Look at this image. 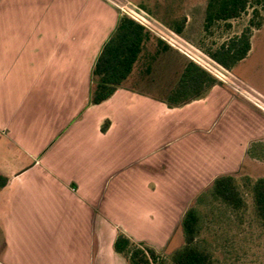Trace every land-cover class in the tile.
<instances>
[{
    "label": "crops",
    "instance_id": "1",
    "mask_svg": "<svg viewBox=\"0 0 264 264\" xmlns=\"http://www.w3.org/2000/svg\"><path fill=\"white\" fill-rule=\"evenodd\" d=\"M119 13L110 0H0V264H128L119 232L166 246L215 177L257 161L246 151L264 140V117L244 94L222 81L164 102L184 60L165 91L134 77L136 63L88 105Z\"/></svg>",
    "mask_w": 264,
    "mask_h": 264
},
{
    "label": "trees",
    "instance_id": "2",
    "mask_svg": "<svg viewBox=\"0 0 264 264\" xmlns=\"http://www.w3.org/2000/svg\"><path fill=\"white\" fill-rule=\"evenodd\" d=\"M264 0H208L204 16V32H210L211 27L223 22L230 27V21L239 18L248 8L252 15L248 24L236 34L223 41L216 48L201 50L220 66L230 71L240 61L245 59L251 49L253 29L261 28L263 24L261 7ZM139 9L148 11L145 6ZM186 18L174 21L167 28L180 35L185 27ZM152 32L145 22H140L127 13L120 12L116 27L103 43L90 72V90L88 105L100 104L108 99L115 90L132 73L139 61L146 42ZM158 51H165L170 45L157 37ZM157 51V53H158ZM155 54L150 56V63L155 60ZM151 65V64H150ZM149 66L145 69L149 72ZM222 83L213 73L193 60H188L164 102L168 107H177L199 98L215 84ZM247 155L264 162V140H255L247 148ZM8 179L0 174V187L6 186ZM245 187H249L252 195L254 211L257 219L264 225V177L251 181L244 178ZM219 203L233 211H243L247 204L243 190L232 174H221L201 191L192 204L183 213L180 228L183 244L174 250L168 258L144 241H134L125 233L119 232L113 242V249L123 255L128 264H215L212 252L201 245L200 235L204 214L200 207Z\"/></svg>",
    "mask_w": 264,
    "mask_h": 264
},
{
    "label": "rangeland",
    "instance_id": "3",
    "mask_svg": "<svg viewBox=\"0 0 264 264\" xmlns=\"http://www.w3.org/2000/svg\"><path fill=\"white\" fill-rule=\"evenodd\" d=\"M110 1L113 2L120 12L138 18L126 7L121 6L114 0ZM127 1L130 5H135L137 8L138 6H145L148 11L139 8L138 10L163 28H167V26L172 27L174 21L185 17L184 30L178 36L198 50L200 48L202 50L216 48L223 41L239 34L248 24V20L252 15V8H248L239 18L230 21L229 28L223 22H218L211 27L210 32L205 33L203 24L208 0ZM261 16L263 24L261 28L253 29L251 50L248 56L232 68L230 72L264 95V3L261 7ZM149 28L151 27L149 26ZM151 30L162 35L153 28ZM175 46L177 45L175 44ZM159 47L157 36L151 35L136 64L134 77L139 78L142 76L145 82L157 84L160 86V91H165L167 88H163L164 85L162 83H167L170 80L169 84H172L179 76L180 65H182L179 63L182 60L186 62L192 59L187 57L185 53H183L185 54L183 56L186 57L181 56L174 49L158 51L160 50ZM154 54L155 56L157 55L156 59L150 63V56ZM148 66L150 67L149 72H146L145 69ZM225 83L234 89L237 94H244L246 96L244 97L245 101L258 114L264 117V109L257 105L252 98L236 89L229 81H225ZM241 96L243 97V95ZM261 120H264V118ZM232 173L243 190L247 206L241 212H233L216 202L209 206L200 207V210L204 214L200 235L201 245L212 252L215 264H264V225H262L255 215L249 187L243 186L245 177H248L251 181L264 177V162L246 159ZM191 202H193V199ZM179 228L176 230L175 235H177L174 240L166 246L158 248L153 244H148L155 247L157 251L168 258L174 250L183 244L182 231L181 228L179 231Z\"/></svg>",
    "mask_w": 264,
    "mask_h": 264
},
{
    "label": "water",
    "instance_id": "4",
    "mask_svg": "<svg viewBox=\"0 0 264 264\" xmlns=\"http://www.w3.org/2000/svg\"><path fill=\"white\" fill-rule=\"evenodd\" d=\"M121 6L126 7L129 11H131L133 14H135L137 17L142 19L144 22H146L148 25L153 27L158 32L162 33L164 36L169 38L171 41L176 43L178 46H180L182 49L190 53L192 56H194L196 59H198L200 62H202L204 65L212 69L216 74L222 76L226 80H228L230 83L238 87L240 90L248 94L250 97L258 101L264 106V96L254 90L252 87L238 79L236 76H234L230 71L226 70L222 66H220L218 63L213 61L211 58H209L207 55L202 53L200 50L189 44L187 41L182 39L180 36L175 34L174 32L170 31L167 28H163L161 25H158L153 19L150 17H147L145 14H143L141 11L138 10V8L134 5H130L127 0H114ZM162 30V31H160Z\"/></svg>",
    "mask_w": 264,
    "mask_h": 264
},
{
    "label": "built area",
    "instance_id": "5",
    "mask_svg": "<svg viewBox=\"0 0 264 264\" xmlns=\"http://www.w3.org/2000/svg\"><path fill=\"white\" fill-rule=\"evenodd\" d=\"M135 15V14H134ZM136 16V15H135ZM131 17H133V18H135L136 20H138V21H140V22H144L142 19H140L139 17L138 18H136V17H134V16H131ZM146 23V22H145ZM147 24V23H146ZM149 26L150 25H148L147 24V27L149 28ZM151 27V26H150ZM151 28H153V27H151ZM151 28H149V29H151ZM154 29V28H153ZM157 31V30H156ZM160 33V32H159ZM162 34V33H161ZM163 35V34H162ZM162 35H160L164 40H166L169 44H171L172 46H174V47H176V48H178L180 51H182L183 53H185L188 57H190L193 61H195V62H197L198 64H200L201 66H203V67H205L207 70H209L211 73H213L217 78H219L221 81H223V82H225V81H228V80H226L225 78H223L222 76H220V75H218V74H216L212 69H210L209 67H207L206 65H204L202 62H200L198 59H196L194 56H192L190 53H188L187 51H185L184 49H182L180 46H178L176 43H174L173 41H171L169 38H167L166 36H162ZM174 43V44H173ZM175 44L177 45V46H175ZM185 51V52H184ZM188 53V54H187ZM191 55V56H190ZM232 84V83H231ZM233 85V84H232ZM233 86H235V85H233ZM236 87V86H235ZM236 89H239L238 87H236ZM240 90V89H239ZM240 91H242V90H240ZM243 92V91H242ZM243 93H245V92H243ZM245 95H247V96H249L248 94H246L245 93ZM250 97V96H249ZM250 98H252V97H250ZM253 99V98H252ZM254 101H255V103H257V105H259L262 109H264V106L261 104V103H259L258 101H256L255 99H253Z\"/></svg>",
    "mask_w": 264,
    "mask_h": 264
}]
</instances>
